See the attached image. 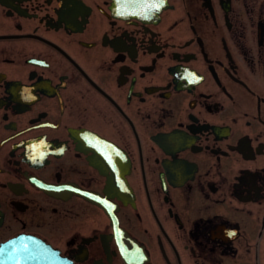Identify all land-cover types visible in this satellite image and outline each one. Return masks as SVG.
Instances as JSON below:
<instances>
[{"label":"flooded vegetation","instance_id":"obj_1","mask_svg":"<svg viewBox=\"0 0 264 264\" xmlns=\"http://www.w3.org/2000/svg\"><path fill=\"white\" fill-rule=\"evenodd\" d=\"M0 264H264V0H0Z\"/></svg>","mask_w":264,"mask_h":264},{"label":"water","instance_id":"obj_2","mask_svg":"<svg viewBox=\"0 0 264 264\" xmlns=\"http://www.w3.org/2000/svg\"><path fill=\"white\" fill-rule=\"evenodd\" d=\"M44 250H48V249H44ZM48 252H49V260L50 261H53V260H55V258H56V253L54 252V251H52V250H48Z\"/></svg>","mask_w":264,"mask_h":264}]
</instances>
